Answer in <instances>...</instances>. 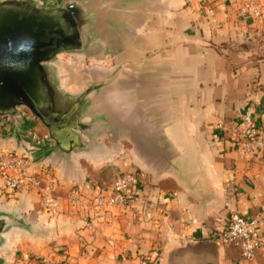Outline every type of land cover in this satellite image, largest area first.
Masks as SVG:
<instances>
[{
	"label": "crops",
	"instance_id": "0c3cea01",
	"mask_svg": "<svg viewBox=\"0 0 264 264\" xmlns=\"http://www.w3.org/2000/svg\"><path fill=\"white\" fill-rule=\"evenodd\" d=\"M100 3L102 37L85 55L87 83L104 85L87 110L105 127L89 151L31 163L58 203L50 215L40 193H22L40 215L39 250L71 264H264V150L235 147L247 111L264 139V0ZM122 172L141 182L102 217L89 200ZM84 184L85 202L72 203ZM230 211L257 220L252 263L220 239Z\"/></svg>",
	"mask_w": 264,
	"mask_h": 264
},
{
	"label": "water",
	"instance_id": "95a60500",
	"mask_svg": "<svg viewBox=\"0 0 264 264\" xmlns=\"http://www.w3.org/2000/svg\"><path fill=\"white\" fill-rule=\"evenodd\" d=\"M102 18L100 0H0V43L22 35L36 42L27 70L0 67V130L17 140L26 138L22 149L10 152L41 163L46 159H37L43 156L69 159L97 145L105 123L98 117L88 119L87 103L104 83L68 92L60 83L57 61L61 53L84 55L96 46L102 37ZM35 118L46 127L47 138L34 133ZM19 224L25 226L14 214L0 211V245Z\"/></svg>",
	"mask_w": 264,
	"mask_h": 264
},
{
	"label": "built area",
	"instance_id": "2783aa9c",
	"mask_svg": "<svg viewBox=\"0 0 264 264\" xmlns=\"http://www.w3.org/2000/svg\"><path fill=\"white\" fill-rule=\"evenodd\" d=\"M241 124L236 128V149L244 153L258 154L264 150V139L259 138V126L255 112L247 111L242 115ZM222 126V125H220ZM31 158L26 154H16L7 150H0V178L3 188L10 191L34 190L43 197L44 207L50 215L58 212V203L50 181L42 186L39 174L31 173ZM141 182L136 172H122L113 181L110 188L102 191L92 200L91 206L99 211V215L106 216L113 207L126 208L128 204L127 191ZM84 189L78 187L71 193L74 204H83ZM257 220L244 216L237 211H230L227 217V229L220 235V239L241 250L244 260L252 263L261 246V241L252 233ZM86 227H91L87 222ZM51 264V263H50ZM139 264H159V258L142 257Z\"/></svg>",
	"mask_w": 264,
	"mask_h": 264
},
{
	"label": "rangeland",
	"instance_id": "374dc122",
	"mask_svg": "<svg viewBox=\"0 0 264 264\" xmlns=\"http://www.w3.org/2000/svg\"><path fill=\"white\" fill-rule=\"evenodd\" d=\"M92 62H95L94 58L85 54L61 53L59 55L57 61L58 76L65 90L75 93L86 87L90 78L89 65ZM24 110L27 111V109ZM32 122L34 123V132L40 138H45V136L47 138L48 131L41 121L35 118L32 119ZM0 133H3L2 135L0 134L2 136H0L1 150L9 151L10 148H13L12 150L19 151L23 148L22 144L24 143L22 142L26 138L17 140L6 131L2 132L0 130ZM41 148L38 145L37 151L40 152ZM23 192L25 190L10 192L4 190L0 192V211L14 214L20 222L25 224V226L20 224L14 226L6 233L5 241L0 245V264H71L63 259L54 260L48 253L42 254V251L39 250L41 231L38 228L40 221L37 218L40 215L38 214V209L29 214L24 210Z\"/></svg>",
	"mask_w": 264,
	"mask_h": 264
},
{
	"label": "clouds",
	"instance_id": "9594fccd",
	"mask_svg": "<svg viewBox=\"0 0 264 264\" xmlns=\"http://www.w3.org/2000/svg\"><path fill=\"white\" fill-rule=\"evenodd\" d=\"M35 43V40L27 35L0 43V67L16 71L27 70L31 64Z\"/></svg>",
	"mask_w": 264,
	"mask_h": 264
}]
</instances>
